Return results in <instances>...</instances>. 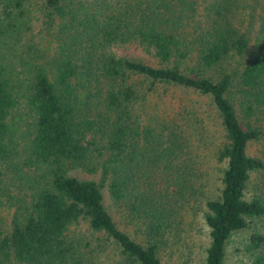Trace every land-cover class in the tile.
I'll return each mask as SVG.
<instances>
[{
    "label": "trees",
    "instance_id": "16d2710c",
    "mask_svg": "<svg viewBox=\"0 0 264 264\" xmlns=\"http://www.w3.org/2000/svg\"><path fill=\"white\" fill-rule=\"evenodd\" d=\"M35 3L0 0V264H182L175 236L197 215L203 264H225L231 233L264 214V144L248 152L264 135V0ZM263 241L249 233L252 264Z\"/></svg>",
    "mask_w": 264,
    "mask_h": 264
},
{
    "label": "rangeland",
    "instance_id": "374dc122",
    "mask_svg": "<svg viewBox=\"0 0 264 264\" xmlns=\"http://www.w3.org/2000/svg\"><path fill=\"white\" fill-rule=\"evenodd\" d=\"M35 5L39 4V0H35ZM30 15L34 16L38 14L37 11H35L33 4L30 5ZM121 52L125 54H138L139 50L137 48H134L133 46L130 47H124L123 49H120ZM200 107L204 110L214 111L213 107L207 103V101L199 100ZM205 117V116H204ZM210 122V123H209ZM208 125L206 126L207 138L211 137V140L217 141V138L219 137L221 127L218 124V119L214 121V115L213 120L209 118ZM206 138V137H205ZM264 144V135L261 138H258L257 140H254L251 145L248 146V152L251 153V151L256 150L257 148L261 147ZM205 156V154H204ZM209 157V156H208ZM206 158V156H205ZM211 159V158H210ZM208 159L206 164V168L210 173V184L209 188L215 192V185L218 184L217 179V170L216 167L217 164L215 162H212V160ZM210 160V161H209ZM220 166V165H219ZM70 172L78 177H97L96 173H91L85 171L84 169H81L79 167L72 168ZM259 177L258 174H251V177L249 179L248 188L247 191H254L256 189L255 185H253L257 178ZM103 203L107 208H109V197L108 193L105 188H103ZM264 194V192H263ZM110 209V208H109ZM2 216L4 219H7L8 211L6 209L0 210ZM112 213V211L110 210ZM182 230L177 233V236H175V240L177 242L176 249L173 250V254H171L172 259L171 261H177L182 264H203V257L204 252L203 248L206 245L207 237L205 233V226L203 225V221L201 220L200 216L197 215L196 218L191 222H188L186 225H181ZM72 230L78 233H86L85 230V224L79 223V224H73ZM260 230L261 232H264V214L260 218H252L248 225L244 228H241L239 230H236L231 233L226 245H225V264H252V254L250 250L246 249V244L248 241V235L252 231ZM255 254H260L263 256V261L261 264H264V241L261 244V247L254 252Z\"/></svg>",
    "mask_w": 264,
    "mask_h": 264
}]
</instances>
